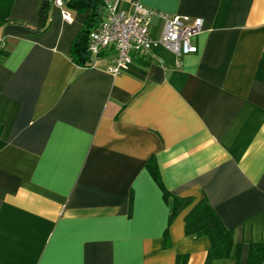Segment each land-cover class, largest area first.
<instances>
[{"label":"crops","instance_id":"crops-1","mask_svg":"<svg viewBox=\"0 0 264 264\" xmlns=\"http://www.w3.org/2000/svg\"><path fill=\"white\" fill-rule=\"evenodd\" d=\"M113 1L202 18L197 51L157 47L119 74L111 50L80 66L69 54L90 10L12 0L0 26V264H203L208 238L185 232L203 198L233 232L214 264H245L264 241V0ZM163 25L154 13L151 35ZM150 159L171 194L193 199L171 222Z\"/></svg>","mask_w":264,"mask_h":264},{"label":"built area","instance_id":"built-area-1","mask_svg":"<svg viewBox=\"0 0 264 264\" xmlns=\"http://www.w3.org/2000/svg\"><path fill=\"white\" fill-rule=\"evenodd\" d=\"M104 15L96 28L88 35L87 50L94 57L106 50L113 51L112 65L108 71L119 74L132 63L134 56L163 47L177 56L197 51L192 37L197 35L203 25L200 17L189 18L165 12H156L136 3L132 11L118 8L113 0H101ZM63 7V0H54ZM154 13L162 18L164 25L158 37L150 32V19ZM64 18L69 15L64 12Z\"/></svg>","mask_w":264,"mask_h":264},{"label":"trees","instance_id":"trees-1","mask_svg":"<svg viewBox=\"0 0 264 264\" xmlns=\"http://www.w3.org/2000/svg\"><path fill=\"white\" fill-rule=\"evenodd\" d=\"M12 5V0H0V26L4 25L9 20V13ZM63 6L74 8L80 11L90 10L89 15L81 28L76 34L71 43L70 58L76 64L84 67H89L94 64V56L87 50L89 32L96 28L102 19L100 13L104 4L101 0H63ZM8 52L0 50V59H4ZM3 124L0 121V149L5 145L2 138ZM148 168L160 185L165 198L171 197L172 204L168 221L171 220L184 208L190 205L193 201L192 197H177L171 194L163 185L160 178V173L154 159L148 160ZM185 232L195 237H207L209 247L203 264H214L216 260L227 258L231 255L234 248L233 232L227 228L217 213L214 211L206 198L200 200L187 213L185 217ZM167 229L164 232L163 238H167ZM165 242V241H164ZM241 245L235 247V260L239 262ZM183 264L184 259L181 260ZM245 264H264V241L252 242L249 244Z\"/></svg>","mask_w":264,"mask_h":264}]
</instances>
